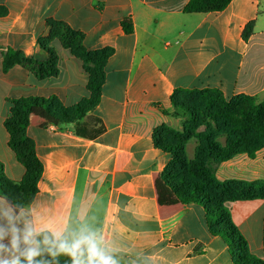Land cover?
I'll return each instance as SVG.
<instances>
[{"label": "crops", "instance_id": "obj_1", "mask_svg": "<svg viewBox=\"0 0 264 264\" xmlns=\"http://www.w3.org/2000/svg\"><path fill=\"white\" fill-rule=\"evenodd\" d=\"M188 1L0 0V163L8 181H20L25 172L8 147L9 101L55 98L70 108L90 94L83 61L58 37L49 38L51 23L80 33L88 52L112 50L99 102L87 113L99 119L102 133L79 137L74 122L61 123L33 108L26 135L42 164L37 192L29 205L17 208L0 194V208L69 231L87 226L103 237L118 264H233L229 245L235 243L210 232L202 205L159 209L153 180L169 155L154 146L152 132L170 123V97L177 88H216L226 99L244 94L262 100L264 0H231L221 11L185 13ZM124 21L132 25L130 33ZM249 22L252 34L244 40ZM41 39L57 55L54 76L39 77L21 64L3 70L8 51L45 62ZM190 141L188 158L194 151ZM215 178L264 181V147L252 158L239 153L219 163ZM224 207L249 254L264 259V200L227 201Z\"/></svg>", "mask_w": 264, "mask_h": 264}, {"label": "trees", "instance_id": "obj_2", "mask_svg": "<svg viewBox=\"0 0 264 264\" xmlns=\"http://www.w3.org/2000/svg\"><path fill=\"white\" fill-rule=\"evenodd\" d=\"M231 0H189L185 13L217 12L226 8ZM125 33L132 31L129 22H123ZM50 37H58L63 45L78 56L89 72V97L70 108H63L55 98H19L9 101V114L4 121L8 132V147L23 165L25 172L18 182L4 178L0 163V194L16 208L29 205L36 192L37 182L42 175V164L36 156L33 141L26 135L29 115L33 108L44 109L47 116L61 123L74 122L77 136L94 139L103 127L94 116L87 114L99 102L103 83V66L111 49L88 52L80 45V33L62 23H51ZM253 22L242 30L244 40L252 34ZM48 59L35 62L21 53L8 51L3 59V70L14 64L31 66L39 77L54 76L57 72V55L44 45ZM170 102L175 111L184 117L180 129L162 124L153 129L154 146L167 153L169 159L162 172L154 176L153 185L159 209L173 211L190 203L200 204L205 209V222L211 233L232 240L229 256L233 264H264L248 252L247 244L230 221L225 202L235 200L263 199L264 181H223L215 178L217 165L236 154L245 153L252 158L264 147V96L258 101L253 96L236 94L226 99L216 88L183 89L173 91ZM202 128V130H200ZM194 142L192 158L186 155V144ZM239 252L240 254H237ZM45 260L51 258L45 254ZM62 262L71 263L70 258L61 256Z\"/></svg>", "mask_w": 264, "mask_h": 264}, {"label": "clouds", "instance_id": "obj_3", "mask_svg": "<svg viewBox=\"0 0 264 264\" xmlns=\"http://www.w3.org/2000/svg\"><path fill=\"white\" fill-rule=\"evenodd\" d=\"M0 220L5 221L0 224V264H59L61 256L69 257L71 264H118L103 237L87 226L69 231L26 220L10 207L0 208ZM45 254L51 259H43Z\"/></svg>", "mask_w": 264, "mask_h": 264}, {"label": "rangeland", "instance_id": "obj_4", "mask_svg": "<svg viewBox=\"0 0 264 264\" xmlns=\"http://www.w3.org/2000/svg\"><path fill=\"white\" fill-rule=\"evenodd\" d=\"M170 117H171V121L170 123H168L167 125L170 126L173 129H180L181 127V123L185 120L184 117L181 115V113L179 111H175L173 108L171 109L170 113H169ZM191 141H188L186 144V149H187V153L191 152L192 150V145H190ZM186 153V155H187ZM189 155V154H188Z\"/></svg>", "mask_w": 264, "mask_h": 264}]
</instances>
